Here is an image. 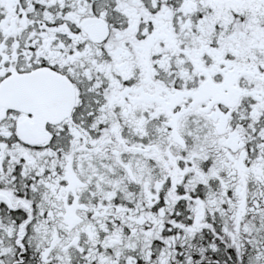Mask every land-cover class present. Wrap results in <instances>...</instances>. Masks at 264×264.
I'll list each match as a JSON object with an SVG mask.
<instances>
[{
  "label": "snow or ice",
  "instance_id": "snow-or-ice-1",
  "mask_svg": "<svg viewBox=\"0 0 264 264\" xmlns=\"http://www.w3.org/2000/svg\"><path fill=\"white\" fill-rule=\"evenodd\" d=\"M0 264H264V0H0Z\"/></svg>",
  "mask_w": 264,
  "mask_h": 264
}]
</instances>
